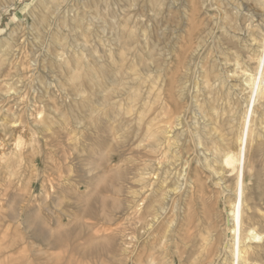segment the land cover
<instances>
[{
  "label": "rangeland",
  "instance_id": "1",
  "mask_svg": "<svg viewBox=\"0 0 264 264\" xmlns=\"http://www.w3.org/2000/svg\"><path fill=\"white\" fill-rule=\"evenodd\" d=\"M254 1L0 0V264H207L205 239L225 229L234 200L247 105L237 83L226 79L235 68L231 52L240 53L235 38L248 31L264 35V14ZM236 2L243 12L235 11ZM227 24L238 30L232 41ZM259 114L245 152L243 219L264 236ZM210 117L214 124L204 128ZM158 126L170 131L168 152L149 147ZM195 132L206 147H198ZM216 151L219 164L211 162ZM227 157L232 163H225ZM151 158L163 171L171 163L158 197L139 182L141 166ZM182 169L191 179L185 195L165 196ZM157 202L165 205L152 223Z\"/></svg>",
  "mask_w": 264,
  "mask_h": 264
},
{
  "label": "bare ground",
  "instance_id": "2",
  "mask_svg": "<svg viewBox=\"0 0 264 264\" xmlns=\"http://www.w3.org/2000/svg\"><path fill=\"white\" fill-rule=\"evenodd\" d=\"M46 1H48V0H46ZM50 2H51V0H49ZM63 1V0H62ZM163 1V0H162ZM191 1V0H190ZM201 1V0H200ZM208 1V0H207ZM214 1V0H213ZM240 0H238V2H239ZM45 2V1H44ZM157 1H155V3H156ZM174 2H176V1H174ZM204 2V1H203ZM235 2V1H234ZM252 2V1H251ZM52 3V2H51ZM53 3H54V0H53ZM94 3V2H93ZM48 4V3H47ZM50 4V3H49ZM63 4V3H62ZM95 4V3H94ZM41 5H42V3H41ZM156 5H159V4H156ZM222 5H225V4H223L222 3ZM236 6L234 7L235 8V11L236 10H238V11H241L242 9H243V7H244V5H243V7H242V5L241 4H239V3H237L236 2V4H235ZM254 5L258 8L257 10H259L261 13L260 14H264V10H263V8H264V0H255L254 1ZM36 6H38V5H36ZM199 6V5H198ZM39 7V6H38ZM170 7V6H169ZM206 7V6H205ZM209 7H211L210 5H209ZM229 7H230V5H229ZM46 8H47V6H46ZM180 8H181V6H180ZM197 8V7H196ZM195 8V10H197ZM207 8V7H206ZM219 8V7H218ZM221 8V7H220ZM246 8H249V7H246ZM35 9V7L33 8V10L32 11H35L34 10ZM39 10H40V8H39ZM201 10V9H200ZM255 10V9H254ZM120 11V10H119ZM189 11V10H188ZM226 11V10H225ZM233 11V10H232ZM253 11V10H252ZM38 12V11H37ZM40 12H43V11H40ZM184 12H185V10H184ZM242 12H243V10H242ZM39 13V12H38ZM182 13V12H181ZM186 13V12H185ZM191 13V12H190ZM200 13V12H199ZM220 13H222V12H220ZM226 13H228L227 11H226ZM192 14V13H191ZM194 14H195V12H194ZM225 14V13H224ZM33 15H35L34 13H33ZM230 15V14H229ZM245 15V14H244ZM263 16V15H262ZM191 17V16H190ZM227 17V16H226ZM261 19H263L264 18V16H263V18L261 17V16H259ZM186 18H187V16H186ZM192 18V17H191ZM229 18H230V16H229ZM228 18V19H229ZM253 18V17H252ZM46 19V18H45ZM113 19V18H112ZM123 19V18H122ZM225 19V18H224ZM242 19H243V16H242ZM194 20V19H193ZM196 20V19H195ZM264 20V19H263ZM198 21H201V20H198ZM240 21V20H239ZM244 21H246V20H244ZM249 21V20H248ZM262 21V20H261ZM123 22V21H122ZM196 22V21H195ZM225 23H227L226 22V19H225V21H224ZM231 22V21H230ZM242 22V21H241ZM251 22V21H250ZM202 23V22H201ZM200 22H199V24H201ZM203 23H205V22H203ZM219 23V22H218ZM217 23V24H218ZM232 23V22H231ZM246 23V22H245ZM112 24V23H111ZM123 24V23H122ZM121 24V25H122ZM136 24V23H135ZM213 24H214V20H213ZM229 24V23H228ZM227 24V25H228ZM235 24V23H234ZM238 24V23H237ZM242 24V23H241ZM211 25V24H210ZM209 25V26H210ZM220 25V24H219ZM205 26H207V25H204V27ZM224 26V25H223ZM236 26V25H235ZM251 26V25H250ZM258 26V25H257ZM259 26H260V24H259ZM264 26V25H263ZM215 27V26H214ZM227 27H229L228 29H229V31H232V35L233 36H229V38H227L228 40H231L232 41V39L233 38H235V32L236 31H238L235 27L233 28V26H230V25H228ZM239 27V26H238ZM262 27V26H261ZM114 28V27H113ZM222 28V27H221ZM212 29V28H211ZM218 29V28H217ZM240 29V28H239ZM250 29V28H249ZM112 30V29H111ZM213 30V29H212ZM218 30H220L221 31V29H218ZM114 31V30H113ZM136 31V30H135ZM198 31V30H197ZM216 31V30H215ZM242 31V30H241ZM208 32H209V30H208ZM258 32H260V33H255L254 31H248L247 32V35H246V37L244 38H235V39H237L236 40V43H237V45H238V47H239V49H238V47H237V49L240 51V53H233V52H231L233 55H234V57H232L233 58V61H234V66H235V68H234V70H233V74L231 75L230 73H229V75H231L230 77H226V79L227 78H231V80H233V81H235L234 83H237L236 85H235V87L238 89H236L237 91H239V93H243V94H245V96H246V103H247V105H246V108H245V118H243V126H242V131H241V133H242V137H241V139L239 140L240 141V145H239V150H238V153H237V160H236V163H237V172H236V188H235V191H234V200H233V202L231 203V205H230V209L227 211V213H226V222H225V229L222 231V233H220V234H218L217 235V237L216 238H213V235H210V234H208V236H207V239H205V250H206V252H207V256H206V254H205V256L208 258V262H207V264H264V236H263V232H260V231H258L257 229H255V228H253L250 224H245V222H244V219H243V215H244V213H243V207H244V204H245V200H244V170H245V152H246V147H247V144H248V141H249V139L252 137V135H253V133H254V130H253V126H255L254 125V120L255 119H260V117L258 118H256L255 117V115L258 113H260L259 115H261V114H263L264 113V35H263V33H261V31H258ZM198 33H199V31H198ZM205 33V32H204ZM227 33V32H226ZM229 33V32H228ZM227 33V34H228ZM231 33V32H230ZM238 34V33H237ZM246 34V33H245ZM209 34H207V36H208ZM218 35V34H217ZM222 35V34H221ZM225 35V34H224ZM131 36V35H130ZM197 36V35H196ZM237 36V35H236ZM116 37H119V36H116ZM205 37V36H204ZM22 38V37H21ZM213 38V37H212ZM117 39V38H116ZM146 39V38H145ZM206 39V38H205ZM204 39V40H205ZM209 40H210V38H208ZM41 40V39H40ZM113 40H115V39H112V41ZM133 40V39H132ZM120 41H121V39H120ZM128 41V40H127ZM126 41V42H127ZM192 41V40H191ZM114 42V41H113ZM112 42V43H113ZM199 42V41H198ZM201 42V41H200ZM199 42V43H200ZM204 42V41H203ZM234 42V41H233ZM118 43V42H117ZM122 43V42H121ZM121 43H120V45H121ZM199 43H196L197 45H199ZM109 44V43H108ZM193 44V43H192ZM201 44H202V42H201ZM217 45V44H216ZM230 45V44H229ZM127 46H128V44H127ZM130 46V45H129ZM232 46V45H231ZM123 47V46H122ZM128 48V47H127ZM137 48V47H136ZM228 48V47H227ZM91 49V48H90ZM89 49V50H90ZM192 49V48H191ZM197 49H199L198 47H197ZM92 50V49H91ZM126 50H128V49H126ZM195 50V49H194ZM223 50H225V49H223ZM229 50V49H228ZM96 51V50H95ZM108 51V50H107ZM150 51V50H149ZM190 51V50H189ZM200 51V50H199ZM230 51V50H229ZM232 51V50H231ZM127 52V51H126ZM137 52H138V50H137ZM158 52V51H157ZM190 52H194V51H190ZM197 52V51H196ZM207 52V51H206ZM189 53V52H188ZM220 53H221V51H220ZM91 54H93V51H91ZM140 54H141V52H140ZM191 54V53H190ZM229 54V53H228ZM122 55V54H121ZM149 55V54H148ZM186 55V54H185ZM221 55V54H220ZM224 55H226V54H224ZM59 56V55H58ZM79 57V56H78ZM96 57L98 58V56L96 55ZM103 57V56H102ZM190 57V56H189ZM230 57V56H229ZM100 58V57H99ZM98 58V59H99ZM148 58H149V56H148ZM222 58H224V57H222ZM67 59V58H66ZM80 59V58H79ZM153 59V58H152ZM170 59V58H169ZM179 59V58H178ZM187 59V58H186ZM197 59V58H196ZM8 60V59H7ZM61 60V59H60ZM101 60V59H100ZM120 60V59H119ZM190 60V59H189ZM200 60V59H199ZM91 61H92V57H91ZM98 61V60H97ZM180 61V60H179ZM179 61H178V63H179ZM187 61V60H186ZM68 62V61H67ZM163 62V61H162ZM166 61H164V63H165ZM199 62V61H198ZM217 62H219V60L217 61ZM222 62V61H221ZM137 63V62H136ZM159 63H161V62H159ZM182 63V62H181ZM185 63V62H184ZM187 63H189V62H187ZM192 63V62H191ZM200 63V62H199ZM220 63V62H219ZM227 63H230L229 61L227 62ZM74 64H75V60H74ZM83 64V63H82ZM82 64H81V66H82ZM93 64H95V63H93ZM92 64V65H93ZM217 64V63H216ZM231 64V63H230ZM190 65V64H189ZM214 65V64H213ZM210 66V65H209ZM223 66H224V63H223ZM222 65H221V67H223ZM93 67H94V65H93ZM157 67V66H156ZM156 67H154V68H156ZM186 67V69H187V66H185ZM198 67H199V64H198ZM229 67V66H228ZM231 67V66H230ZM76 68H77V66H76ZM83 68V67H82ZM154 68L153 69H151V70H154ZM158 68V67H157ZM165 68V67H164ZM226 68V67H225ZM88 69V68H87ZM159 69V68H158ZM157 69V70H158ZM160 69H161V67H160ZM182 69H184V67L182 68ZM189 69V68H188ZM187 69V70H188ZM207 69V68H206ZM214 69H216V68H214ZM228 69V68H227ZM226 69V70H227ZM143 70V69H142ZM162 70V69H161ZM186 70V71H187ZM193 70V68L191 69V71ZM222 70H224V72H225V69L223 68ZM230 70H232L231 68H230ZM84 71V70H83ZM85 71H87L86 69H85ZM140 71V70H139ZM165 71V70H164ZM215 71V70H214ZM88 72V71H87ZM86 72V73H87ZM136 72V71H135ZM143 72H144V70H143ZM147 72H149V71H147ZM184 72H185V70H184ZM187 72H189V70L187 71ZM218 72H219V70H218ZM232 72V71H231ZM9 73V72H8ZM123 73V72H122ZM151 73V72H150ZM149 73V75H151ZM198 73H201V72H198ZM211 73V72H210ZM220 73V72H219ZM91 74V73H90ZM89 73H88V75H90ZM155 74V73H154ZM167 74V73H166ZM165 74V75H166ZM192 74V73H191ZM202 74V73H201ZM214 74H216V73H214ZM226 74H228L227 73V71H226ZM147 75V74H146ZM156 75V74H155ZM159 75V74H158ZM180 75V74H179ZM186 75V74H185ZM210 75V74H209ZM137 76V75H136ZM154 76V75H153ZM167 76V75H166ZM177 76V75H176ZM184 76V75H183ZM199 77H201L200 75H198ZM204 76V75H203ZM206 76V75H205ZM216 76V75H215ZM35 77V76H34ZM93 77V76H92ZM147 77H149V76H147ZM210 77H212V76H210ZM217 77V76H216ZM95 78V77H94ZM142 78V77H141ZM150 78V77H149ZM201 78H204V77H201ZM220 78V77H219ZM99 79V78H98ZM178 79V78H177ZM194 79V78H193ZM211 79V78H210ZM38 80V79H37ZM181 81H182V79H180ZM179 80V81H180ZM186 80V79H185ZM195 80V79H194ZM201 80V79H200ZM214 80V79H213ZM136 81V80H135ZM152 81H153V79H152ZM178 81V82H179ZM193 81V80H192ZM199 81V80H198ZM202 81V80H201ZM215 81H216V79H215ZM139 82V81H138ZM149 82V81H148ZM188 82V81H187ZM187 82H186V84H187ZM193 82H195V81H193ZM200 82V81H199ZM204 82V81H203ZM202 82V83H203ZM209 82H211V81H209ZM221 83H219V86L220 87H222L223 85H224V83L222 82V81H220ZM150 83V82H149ZM156 83H158V82H156ZM163 83H164V81H163ZM184 83V82H183ZM197 83V82H196ZM231 83V82H230ZM119 84V83H118ZM136 84H137V82H136ZM140 84V83H139ZM195 84V83H194ZM200 84V83H199ZM204 84V83H203ZM217 84V83H216ZM222 86H221V85ZM102 85V84H101ZM141 85V84H140ZM140 85H138L137 84V86H140ZM151 85V84H150ZM154 85H156V84H154ZM202 85V84H201ZM200 85V86H201ZM213 85V84H212ZM180 86V85H179ZM203 86V85H202ZM208 86V85H207ZM215 86V85H214ZM218 86V87H219ZM233 86V85H232ZM150 87V86H149ZM153 87V86H152ZM161 87V86H160ZM184 87H186V85L184 86ZM212 87V86H211ZM217 87V88H218ZM224 87V86H223ZM226 87V86H225ZM224 87V88H225ZM154 88V87H153ZM180 88V87H179ZM179 88H177V89H179ZM196 88H198V87H195V89ZM200 88V87H199ZM198 88V89H199ZM206 88V87H205ZM209 88V87H208ZM215 88V87H214ZM224 88H222V90H224ZM228 88V87H227ZM166 89H167V87H166ZM183 89V88H182ZM197 89V90H198ZM202 89V88H201ZM165 90V89H164ZM180 90V89H179ZM196 90V91H197ZM214 90V89H213ZM226 90H228V89H226ZM230 90V89H229ZM167 91L169 92V93H171V91H169V88L167 89ZM184 91H186L185 89H184ZM195 91V93H197ZM201 92V90L199 89L198 90V92ZM225 91V90H224ZM181 92V91H180ZM182 92H183V90H182ZM188 92V91H187ZM203 92V91H202ZM206 92V91H205ZM204 92V93H205ZM226 92V91H225ZM9 93V92H8ZM139 93H141V92H139ZM157 93H158V91H157ZM167 93V92H166ZM185 93V92H184ZM214 93V92H213ZM136 94V93H135ZM161 94V93H160ZM200 94V93H199ZM222 94H223V92H222ZM225 94V93H224ZM228 94V93H227ZM7 95V94H6ZM138 95H140V94H138ZM174 95V94H173ZM179 95V94H178ZM177 95V96H178ZM195 95V94H194ZM200 95H202V94H200ZM206 95H209V94H206ZM136 96V95H135ZM181 96V95H180ZM196 96V95H195ZM204 96V95H203ZM217 96H218V94H217ZM219 96H220V94H219ZM229 96V95H228ZM233 96V95H232ZM1 97V96H0ZM174 97V96H173ZM183 97V96H182ZM191 97V96H190ZM197 97V96H196ZM223 97V96H222ZM226 97V96H225ZM161 98H163V97H161ZM193 98V97H192ZM201 98V97H200ZM208 98H210V97H208ZM227 98V97H226ZM225 98V99H226ZM129 99V98H128ZM131 99V98H130ZM134 99V98H133ZM156 98H154V100H155ZM179 99V98H178ZM185 99V98H184ZM203 99V98H202ZM207 99V98H206ZM245 99V98H244ZM143 100V99H142ZM177 100V99H176ZM194 100V99H193ZM205 100V99H204ZM210 100V99H209ZM212 101H213V103L217 100V98H215V99H211ZM220 100V99H219ZM236 100V99H235ZM135 101V100H134ZM153 101V100H152ZM159 101V100H158ZM202 100H200V102H201ZM206 101V100H205ZM211 101V102H212ZM229 101V100H228ZM129 102H131V101H129ZM139 102V101H138ZM176 102V101H175ZM204 102V101H203ZM234 102V101H233ZM145 103V102H144ZM147 103V102H146ZM149 103V102H148ZM148 103H147V105H148ZM158 103V102H157ZM185 103V102H184ZM219 103V102H218ZM221 103V102H220ZM239 103V102H238ZM156 104V103H155ZM167 104V103H166ZM179 104V103H178ZM201 104V103H200ZM204 104H205V102H204ZM203 104V105H204ZM129 105H131L130 103H129ZM172 105V104H171ZM192 105H193V103H192ZM115 106V105H114ZM138 106V105H137ZM173 106V105H172ZM185 106V105H184ZM194 106V105H193ZM208 106V105H207ZM235 106V105H234ZM236 106H238V105H236ZM143 107V106H142ZM169 107V106H168ZM185 107H187V105L185 106ZM226 107V106H225ZM143 108H145V107H143ZM154 108V107H153ZM156 108V107H155ZM162 108H164V107H162ZM179 108V107H178ZM188 108V107H187ZM224 108V107H223ZM229 108V107H228ZM228 108H227V111H228ZM32 109V108H31ZM140 109V108H139ZM149 108H147V110H148ZM157 109V108H156ZM159 109V108H158ZM170 109V108H169ZM195 109V108H194ZM198 109V108H197ZM209 110H210V112H211V114L212 115H214V113H216L215 112V109H214V105L212 104L211 105V107H209L208 108ZM217 110V109H216ZM222 110V109H221ZM144 111V110H143ZM151 111V110H150ZM162 111V110H161ZM195 111V110H194ZM198 111V110H197ZM217 111H219V110H217ZM224 110H222V112H223ZM232 111V110H231ZM105 112V111H104ZM129 112V111H128ZM138 112H140V111H138ZM163 112H165V111H163ZM171 112V111H170ZM179 112V111H178ZM125 113V112H124ZM159 113V112H158ZM180 113V112H179ZM200 113V112H199ZM202 113V112H201ZM218 113V112H217ZM224 113V112H223ZM222 113V116L224 115ZM228 113H229V111H228ZM237 113V112H236ZM239 113V112H238ZM237 113V114H238ZM142 114H144V113H142ZM141 114V115H142ZM230 114V113H229ZM235 114V113H234ZM244 114V113H243ZM39 115V114H38ZM179 115H182V114H179ZM202 115V114H201ZM205 115V114H204ZM203 115V116H204ZM220 115V114H219ZM40 116V115H39ZM144 116V115H143ZM207 116V115H206ZM221 116V118H223ZM226 116V115H225ZM230 116V115H229ZM257 116V115H256ZM38 117V116H37ZM138 117V116H137ZM171 119H172V117L171 116H169ZM202 117V116H201ZM231 117H233V116H231ZM230 117V118H231ZM236 117H238V116H236ZM154 118V117H153ZM203 118V117H202ZM215 118V117H214ZM39 119V118H38ZM177 119V118H176ZM200 119V118H199ZM213 117H210V119H208L207 120V125L204 127V128H206V127H208L209 125L210 126H212L214 123H213ZM227 119H228V117H227ZM113 120V119H112ZM165 120H167V119H165ZM201 120V119H200ZM217 120V119H216ZM234 120V119H233ZM141 121V120H140ZM193 121H195V120H193ZM198 121V120H197ZM202 121H204V119L202 120ZM231 121V120H230ZM236 121H237V119H236ZM82 122V121H81ZM144 122V121H143ZM166 122H168L169 123V121H166ZM177 122H179V121H177ZM225 123H226V120L224 121ZM36 123V122H35ZM161 123V122H160ZM233 123H234V121H233ZM241 123H242V121H241ZM240 123V124H241ZM180 124V123H179ZM178 124V125H179ZM201 124V127H202V123H200ZM200 124L198 125V126H200ZM216 124H218V123H216ZM227 124H228V122H227ZM232 124V123H231ZM231 124H230V126H231ZM236 124V123H235ZM255 124H256V122H255ZM194 125V124H193ZM238 125V124H237ZM173 126H177V125H173ZM214 126H216V125H214ZM225 126V125H224ZM234 126V125H233ZM236 126V125H235ZM161 127V128H160ZM193 128H194V126H193ZM196 128H198V127H196ZM195 128V129H196ZM203 128V129H204ZM241 128V127H240ZM158 130H155V132H154V134L152 135L153 136V141L151 142V144H149V147L151 148V150H156L157 149V151H158V149L160 148V149H163V150H165V151H169L170 149H171V145H174V144H171L172 142H170V137H169V133H170V131L169 130H167L168 128L165 126V127H162V126H158V128H157ZM173 128H171V130H172ZM181 129V128H180ZM201 129V128H200ZM208 129V128H207ZM234 129H235V131H236V128L234 127ZM261 129H264V128H261ZM206 130V129H205ZM229 130V129H228ZM232 130V129H231ZM241 130V129H240ZM257 130V129H256ZM201 131V130H200ZM211 131V130H210ZM219 131H220V129H219ZM224 131V130H223ZM230 131V130H229ZM180 131H178V133L177 134H180L179 133ZM212 132V131H211ZM216 132V131H215ZM225 132V131H224ZM183 133V132H182ZM194 133V132H193ZM202 133H203V131H202ZM213 133V132H212ZM221 133V132H220ZM230 133V132H229ZM173 134H174V132H173ZM177 134H175V135H177ZM195 134H196V132H195ZM200 134H201V132H200ZM210 134V133H209ZM215 134V133H214ZM228 134V133H227ZM208 135V134H207ZM182 136V135H181ZM196 136H197V134H196ZM262 136V135H261ZM173 137V136H172ZM178 137V136H177ZM194 137V136H193ZM204 137V136H203ZM205 137H206V135H205ZM211 137H214V136H211ZM256 137V136H255ZM195 138V137H194ZM217 138V140H219L218 142H220V139L218 138V137H216ZM257 138V137H256ZM187 139V138H186ZM174 140V139H173ZM177 140V139H176ZM216 140V139H215ZM149 141V140H148ZM195 141V140H194ZM255 141V140H254ZM253 141V142H254ZM174 142V141H173ZM196 142V141H195ZM208 142L209 141H207V144H208ZM222 142V141H221ZM205 143V142H204ZM202 144V140H201V138H199L198 136H197V144H198V147L200 146V148L203 146V147H206V143L205 144ZM249 143H251V142H249ZM256 144V143H255ZM196 145V144H195ZM194 145V146H195ZM219 146H220V143H219ZM218 146V147H219ZM187 147V146H186ZM183 149V148H182ZM205 149V148H204ZM220 149H223V148H220ZM179 150V149H178ZM178 150H176V151H178ZM198 150V149H197ZM203 150V149H202ZM214 150V149H213ZM206 151V150H205ZM183 152H185L184 151V149H183ZM234 152V151H233ZM175 153V152H174ZM173 153V154H174ZM180 153H182V152H180ZM180 153H178L179 154V156L181 155ZM189 153H190V150H189ZM202 153H203V151H202ZM206 153H208V152H206ZM226 153H228V152H226ZM172 154V153H171ZM210 154V153H209ZM208 154V155H209ZM184 155H187V154H184ZM202 155H204V154H202ZM213 156V160L211 161L213 164H219V162H221V159H222V156L220 155V153H219V151H216L214 154H212ZM224 155V154H223ZM120 156V155H119ZM176 156V155H175ZM191 156V155H190ZM189 156V157H190ZM225 156V155H224ZM151 157V156H150ZM149 157V158H150ZM159 157V156H158ZM169 157V156H168ZM180 157H182V156H180ZM205 157V158H204ZM203 158H204V160H205V165H206V168L208 167V169H211L210 171H211V174L213 175V176H216L217 175V170L215 171V167L214 168H212L211 167V165L209 164V162H208V156H204ZM211 157V156H210ZM162 158V157H161ZM183 158V157H182ZM178 159V158H177ZM198 159V158H197ZM210 159V158H209ZM152 160V158L150 159V161L145 165H143V166H141V169H140V177H141V180L139 181V182H141V189L143 190V189H145L147 186H148V184L150 185V195L151 194H155L156 192H158L157 190L159 189V188H161L162 186H163V183H165L166 182V180H167V178H168V174H169V172L171 171V163H169V168L168 169H165L164 171L163 170H161V168H158V169H156V168H154L153 167V161H154V159H153V161H151ZM171 160V159H170ZM182 160V159H181ZM196 160V159H195ZM211 160V159H210ZM177 161V160H176ZM185 161V160H184ZM232 161H233V159H232V157H227L226 159H225V163L226 164H230V163H232ZM144 162V161H143ZM163 162V161H162ZM161 162V163H162ZM172 162H175V161H172ZM177 162H180V161H177ZM185 163V162H184ZM211 163V164H212ZM160 164V163H159ZM166 164V163H165ZM158 166V165H157ZM179 166V165H178ZM181 166H183V164L181 165ZM184 166H186V164H184ZM174 168H176V167H174ZM182 168V167H181ZM222 169V168H221ZM183 170V171H182ZM181 171H182V174L180 173V179L179 178H177L175 181H174V183H173V188L170 190V191H167V192H165L164 193V195L165 196H172V195H177V194H184L185 193V191H186V185H187V182H190V180L191 179H189L188 177H187V172H186V169H182ZM200 170V169H199ZM223 170V169H222ZM177 171V170H176ZM220 171V170H219ZM225 171V170H224ZM202 172V171H201ZM223 172V171H222ZM225 173V172H224ZM171 174V173H170ZM220 174V173H219ZM145 175L146 176H148V178L147 179H145L144 177H145ZM196 175V174H195ZM219 176V175H218ZM222 176V173H221V175L219 176V177H221ZM192 177V176H191ZM217 177V176H216ZM223 177V176H222ZM194 178V177H193ZM218 178V177H217ZM216 178V179H217ZM198 179H199V177H198ZM197 179V180H198ZM201 179V178H200ZM213 179V178H212ZM215 179V181H219V178H218V180H216ZM211 180V179H210ZM230 180V179H229ZM194 181V180H193ZM212 181V180H211ZM210 181V182H211ZM202 182V181H201ZM167 183V182H166ZM169 183V182H168ZM191 183V182H190ZM190 183H189V185H190ZM206 183V182H205ZM214 183V182H213ZM230 183V182H229ZM159 184V186H158V188L157 189H155V185L157 186ZM194 184H195V182H194ZM199 184V183H198ZM224 185H225V183H223ZM171 185V184H170ZM192 186V185H191ZM200 186H201V184H200ZM200 186H198V187H200ZM171 188V187H170ZM213 188H214V186H213ZM225 189V188H224ZM139 190V189H138ZM191 190H192V188H191ZM226 190V189H225ZM229 190V189H228ZM232 190V189H231ZM247 190V189H246ZM214 191V190H213ZM251 191V190H250ZM190 192V191H189ZM199 192H202V191H199ZM226 192V191H225ZM253 192V191H252ZM188 193V192H187ZM186 193V194H187ZM191 193V192H190ZM189 193V194H190ZM232 193V192H231ZM218 194H220V193H218ZM226 194H228V192L226 193ZM156 195V194H155ZM185 195V194H184ZM212 194L210 193V195L209 196H211ZM157 196V195H156ZM163 196V195H162ZM187 196V195H186ZM262 196V195H261ZM158 197V196H157ZM174 197V196H173ZM213 197V196H212ZM211 197V198H212ZM165 198V197H164ZM176 198V197H175ZM218 198V197H217ZM153 199V198H152ZM168 199H170V198H168ZM230 199H231V197H230ZM148 200V199H147ZM160 200V199H159ZM167 200V199H166ZM188 200V199H187ZM175 201V200H174ZM148 201H146V203H147ZM152 202V201H151ZM166 202V201H165ZM170 202V201H169ZM231 202V201H230ZM249 202V201H248ZM157 203H159V202H157ZM174 203V202H173ZM222 204H223V202H221ZM160 204V203H159ZM175 204V203H174ZM221 204V205H222ZM147 205V204H146ZM151 205V204H150ZM154 205H156V203L154 204ZM164 205H165V203L164 202H162L160 205H159V207L158 208H154V210L152 211V213H154L156 216H154L153 217V219H152V223H154V222H156V221H158V215H160L159 213H158V211H162L163 210V207H164ZM205 205V204H204ZM229 205V204H228ZM152 206V205H151ZM175 206V205H174ZM219 206V205H218ZM150 207V206H149ZM148 207V208H149ZM155 207V206H154ZM214 207V206H213ZM144 208V207H143ZM254 208V207H253ZM151 209V208H150ZM153 209V208H152ZM218 209V208H217ZM246 209V208H245ZM207 210V209H206ZM205 210V211H206ZM256 210V209H255ZM144 211H145V209H144ZM179 211V210H178ZM258 211V210H257ZM149 212H151V211H149ZM163 212V211H162ZM144 213V212H143ZM157 213V214H156ZM257 213V212H256ZM153 214V215H154ZM175 214V213H174ZM207 214V213H206ZM149 216V215H148ZM214 216V215H213ZM247 216V215H246ZM142 217H144V216H142ZM146 217V216H145ZM174 217H175V215H174ZM141 218V217H140ZM158 218V219H157ZM146 219V218H145ZM262 219V218H261ZM148 220V219H147ZM160 220H161V218H160ZM173 220V219H172ZM175 220V219H174ZM206 221V220H205ZM208 221V220H207ZM174 222V221H173ZM172 222V223H173ZM144 223V222H143ZM142 223V224H143ZM149 223V222H148ZM151 223V222H150ZM141 224V223H140ZM179 224H180V222H179ZM178 224V225H179ZM254 224V223H253ZM150 225V224H149ZM171 226V225H170ZM148 227H150V226H148ZM154 227V226H153ZM182 228V227H181ZM221 228V227H220ZM152 229V228H151ZM194 229V228H193ZM204 229H206L205 227H204ZM148 232V231H147ZM191 232V231H190ZM205 233V232H204ZM188 234V233H187ZM154 235V234H153ZM203 235V234H202ZM42 236H43V234H42ZM191 236V235H190ZM204 236V235H203ZM206 236V235H205ZM179 237V236H178ZM199 239H201V238H199ZM57 241V240H56ZM44 242V241H43ZM200 244H202V243H200ZM176 246V245H175ZM203 247H204V245H203ZM163 248V247H162ZM176 248V247H175ZM173 249V248H172ZM177 249V248H176ZM181 249V248H180ZM200 249H201V247H200ZM175 250V249H174ZM182 250V249H181ZM180 250V251H181ZM203 250V249H202ZM201 250V251H202ZM176 253H178V252H176ZM176 255V254H175ZM178 255V254H177ZM194 255V254H193ZM180 256V255H179ZM128 257V256H127ZM194 257H196V256H194ZM199 259V258H198ZM127 261V260H126ZM126 263V262H125ZM124 263V264H125ZM128 263V262H127ZM182 263V262H181ZM205 263V262H204ZM151 264V263H150Z\"/></svg>",
  "mask_w": 264,
  "mask_h": 264
}]
</instances>
